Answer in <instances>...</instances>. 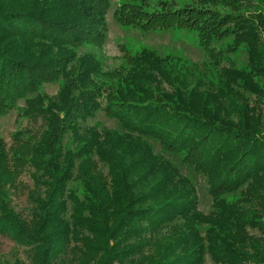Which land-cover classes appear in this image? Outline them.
Segmentation results:
<instances>
[{
    "label": "trees",
    "instance_id": "16d2710c",
    "mask_svg": "<svg viewBox=\"0 0 264 264\" xmlns=\"http://www.w3.org/2000/svg\"><path fill=\"white\" fill-rule=\"evenodd\" d=\"M108 7L0 0V118L21 101L29 124L0 139V237L25 255L0 264H264V0L115 8L123 26L195 33L215 63L244 54L208 87L147 49L108 71L80 54L103 42ZM98 112L118 128L87 125ZM178 165L204 179L207 213Z\"/></svg>",
    "mask_w": 264,
    "mask_h": 264
},
{
    "label": "rangeland",
    "instance_id": "374dc122",
    "mask_svg": "<svg viewBox=\"0 0 264 264\" xmlns=\"http://www.w3.org/2000/svg\"><path fill=\"white\" fill-rule=\"evenodd\" d=\"M122 3V0H109V7L105 14V31L103 42L98 48H83L80 54L92 51L97 55L103 71L112 70L120 64V58L123 54L134 55L142 49L153 51L161 58L169 57L173 65H180L187 73L195 77L206 78L207 81L202 87H208L210 84L217 81L222 68L226 67L227 63H232L237 67L245 66V56L242 52L228 54L226 60H219L215 63L209 57L206 50L202 48L199 39L195 33L186 32L184 30H168L160 32H143L139 29L123 26L117 22L113 13ZM229 42V41H228ZM227 42V43H228ZM229 42L228 44H230ZM217 51V45L213 46ZM189 81L192 83V80ZM58 90L57 84H47L42 88V92L53 96ZM23 103H18V109L10 110L5 116L0 118V139L7 145L11 143V136L17 131H21L29 126L26 119L21 117V108ZM97 124L107 129L118 128L114 120L109 119L102 112H98L93 120H89L87 125ZM158 150V147H155ZM180 170L185 174L192 176L197 187L199 198L198 209L203 213H207L210 207V201L206 192L205 182L202 177L194 176L192 172L178 165ZM23 184L29 185L30 182L26 176L21 178ZM12 205L18 211L25 210L26 195L24 190L15 192L12 196ZM0 257L6 259L19 258L25 260V255L22 250L16 248L14 244L7 238L0 237ZM206 264H210L208 261Z\"/></svg>",
    "mask_w": 264,
    "mask_h": 264
}]
</instances>
